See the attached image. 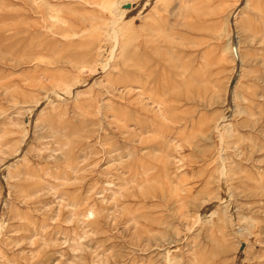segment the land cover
<instances>
[{
	"label": "rangeland",
	"instance_id": "374dc122",
	"mask_svg": "<svg viewBox=\"0 0 264 264\" xmlns=\"http://www.w3.org/2000/svg\"><path fill=\"white\" fill-rule=\"evenodd\" d=\"M0 264H264V0H0Z\"/></svg>",
	"mask_w": 264,
	"mask_h": 264
},
{
	"label": "water",
	"instance_id": "95a60500",
	"mask_svg": "<svg viewBox=\"0 0 264 264\" xmlns=\"http://www.w3.org/2000/svg\"><path fill=\"white\" fill-rule=\"evenodd\" d=\"M124 8H125V9H128V8H129V6H127V5H126Z\"/></svg>",
	"mask_w": 264,
	"mask_h": 264
},
{
	"label": "bare ground",
	"instance_id": "6f19581e",
	"mask_svg": "<svg viewBox=\"0 0 264 264\" xmlns=\"http://www.w3.org/2000/svg\"><path fill=\"white\" fill-rule=\"evenodd\" d=\"M209 216H211V215H209Z\"/></svg>",
	"mask_w": 264,
	"mask_h": 264
}]
</instances>
